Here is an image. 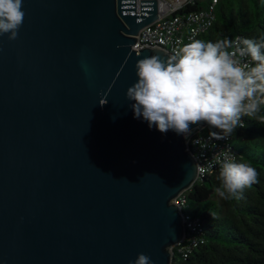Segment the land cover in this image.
<instances>
[{
  "label": "water",
  "instance_id": "obj_1",
  "mask_svg": "<svg viewBox=\"0 0 264 264\" xmlns=\"http://www.w3.org/2000/svg\"><path fill=\"white\" fill-rule=\"evenodd\" d=\"M139 7L23 0L18 38L0 36V264H170L186 234L174 198L199 177L185 137L126 98L139 59L173 55L132 46L158 17Z\"/></svg>",
  "mask_w": 264,
  "mask_h": 264
},
{
  "label": "clouds",
  "instance_id": "obj_2",
  "mask_svg": "<svg viewBox=\"0 0 264 264\" xmlns=\"http://www.w3.org/2000/svg\"><path fill=\"white\" fill-rule=\"evenodd\" d=\"M24 18L23 0H0V36L17 39ZM181 45L166 60L151 55L136 62L138 80L126 92L134 102L130 103L134 118H143L162 134L172 130L185 138L191 136L193 125L203 123L220 130L212 133L216 139L245 127L242 116L264 123V38L224 37L214 42L193 38ZM215 166L220 182L216 192L225 200L241 199L244 190L258 182L251 162L238 160L230 151L207 163L208 169ZM129 264L153 261L141 252Z\"/></svg>",
  "mask_w": 264,
  "mask_h": 264
},
{
  "label": "trees",
  "instance_id": "obj_3",
  "mask_svg": "<svg viewBox=\"0 0 264 264\" xmlns=\"http://www.w3.org/2000/svg\"><path fill=\"white\" fill-rule=\"evenodd\" d=\"M210 1L193 0L187 7L207 9ZM213 13L212 24L197 39L264 38V0H216ZM241 119L245 127L234 131L229 144L238 160L257 169L258 182L246 188L241 199L225 200L216 192L217 168L184 190L186 235L181 250L172 248L170 264H264V123Z\"/></svg>",
  "mask_w": 264,
  "mask_h": 264
},
{
  "label": "built area",
  "instance_id": "obj_4",
  "mask_svg": "<svg viewBox=\"0 0 264 264\" xmlns=\"http://www.w3.org/2000/svg\"><path fill=\"white\" fill-rule=\"evenodd\" d=\"M192 2L193 0H156L158 17L139 29L132 46L139 48L147 45H161L171 54H174V50L182 46L181 42L187 44L191 39H197V36L208 28L214 20L213 9L216 0H211L208 8L202 10L187 9V6ZM139 9V0H135V11L139 12ZM206 125L193 127L191 136L185 138L189 149L196 159L198 177L211 173L218 168V166H215L212 169H208L207 163L219 153L226 150L235 153L229 144L231 135L225 139H216L212 133L220 130L213 128H209L207 132L200 133ZM199 167H203L204 171H198ZM181 193L174 198V201L182 209ZM185 235L171 249L174 246H179ZM180 246L178 250H181Z\"/></svg>",
  "mask_w": 264,
  "mask_h": 264
},
{
  "label": "rangeland",
  "instance_id": "obj_5",
  "mask_svg": "<svg viewBox=\"0 0 264 264\" xmlns=\"http://www.w3.org/2000/svg\"><path fill=\"white\" fill-rule=\"evenodd\" d=\"M187 9H188V7H187Z\"/></svg>",
  "mask_w": 264,
  "mask_h": 264
}]
</instances>
